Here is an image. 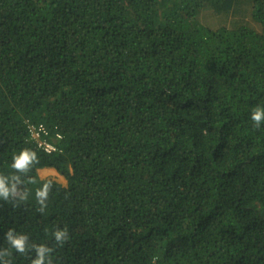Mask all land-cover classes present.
<instances>
[{
    "label": "trees",
    "instance_id": "16d2710c",
    "mask_svg": "<svg viewBox=\"0 0 264 264\" xmlns=\"http://www.w3.org/2000/svg\"><path fill=\"white\" fill-rule=\"evenodd\" d=\"M258 104L264 0H0V264H264Z\"/></svg>",
    "mask_w": 264,
    "mask_h": 264
},
{
    "label": "clouds",
    "instance_id": "9594fccd",
    "mask_svg": "<svg viewBox=\"0 0 264 264\" xmlns=\"http://www.w3.org/2000/svg\"><path fill=\"white\" fill-rule=\"evenodd\" d=\"M250 119L259 126L264 121V105H256L251 109ZM37 159L36 153L30 149H21L17 154L13 156L12 167L14 169L24 171L29 168L31 163ZM13 180L19 182L18 177H13ZM50 184L45 183L37 189L36 197L38 198L41 207L43 208L49 193ZM15 191V184L11 183L7 177H0V198L7 199L11 193ZM23 198V197H22ZM55 241L62 244L67 238L68 233L66 228H57L54 233ZM7 240L12 247L18 252H24L26 248V241L28 239L25 234L13 235V231L10 229L6 234ZM52 248L45 244L35 245V257L31 264H52Z\"/></svg>",
    "mask_w": 264,
    "mask_h": 264
},
{
    "label": "built area",
    "instance_id": "2783aa9c",
    "mask_svg": "<svg viewBox=\"0 0 264 264\" xmlns=\"http://www.w3.org/2000/svg\"><path fill=\"white\" fill-rule=\"evenodd\" d=\"M39 129H42V128H39ZM46 134H47V131L44 130L43 135H46ZM43 135H41L40 130L32 131V136L37 141L39 148H41L46 153H53L57 151L54 145H52L50 142L46 141L43 138Z\"/></svg>",
    "mask_w": 264,
    "mask_h": 264
},
{
    "label": "rangeland",
    "instance_id": "374dc122",
    "mask_svg": "<svg viewBox=\"0 0 264 264\" xmlns=\"http://www.w3.org/2000/svg\"><path fill=\"white\" fill-rule=\"evenodd\" d=\"M39 175L43 179H58L59 182L65 183L64 179L59 176L56 171H52L49 168L40 170Z\"/></svg>",
    "mask_w": 264,
    "mask_h": 264
},
{
    "label": "crops",
    "instance_id": "0c3cea01",
    "mask_svg": "<svg viewBox=\"0 0 264 264\" xmlns=\"http://www.w3.org/2000/svg\"><path fill=\"white\" fill-rule=\"evenodd\" d=\"M44 169V168H43ZM39 172H40V170H39Z\"/></svg>",
    "mask_w": 264,
    "mask_h": 264
}]
</instances>
